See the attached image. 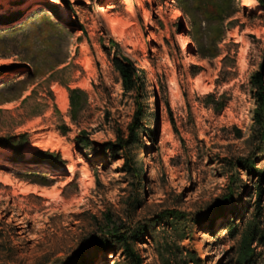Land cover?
Segmentation results:
<instances>
[{"label": "rangeland", "instance_id": "374dc122", "mask_svg": "<svg viewBox=\"0 0 264 264\" xmlns=\"http://www.w3.org/2000/svg\"><path fill=\"white\" fill-rule=\"evenodd\" d=\"M0 1L16 14L0 24V264H129L102 242L141 226L143 264H168L178 246L238 264L242 233L264 229V6L231 0L208 54L217 28L196 0ZM116 52L145 89L124 91ZM74 88L85 95L72 106ZM139 103L137 139L121 147ZM20 134L16 154L5 143ZM37 150L52 155L32 163ZM252 247L264 264V244Z\"/></svg>", "mask_w": 264, "mask_h": 264}, {"label": "trees", "instance_id": "16d2710c", "mask_svg": "<svg viewBox=\"0 0 264 264\" xmlns=\"http://www.w3.org/2000/svg\"><path fill=\"white\" fill-rule=\"evenodd\" d=\"M264 6V0H258ZM213 2V3H212ZM231 0H219V2H215L214 0H196V8L195 12H200L203 15L204 21L208 24V27L213 23L216 25V34L213 37H210L211 50L208 54H214V47L216 45L217 39L221 33V24L224 17L227 15L225 9H229L231 5ZM67 8L70 7L69 2H64ZM47 6H52V4L47 3ZM14 20H16V14L12 15H0V24H10ZM115 47L119 45L115 40L112 41ZM203 45L200 44V47ZM114 63L117 69L121 74L122 79V87L125 92L145 89V85L142 82V77L140 74L139 68L136 66L135 61L129 57L127 54L120 52H116V56L114 58ZM257 109L255 111V121L258 124H263L264 122V81L261 76H258L257 82ZM85 95V92L79 88L70 89V100L72 106H75L76 100L78 96ZM214 94H207L206 98H214ZM214 109H219L223 106L222 103L212 102ZM143 115V105L138 104L137 111L134 116V122L129 125V137L123 139L118 135L120 140L119 145L121 147L126 143L133 142L137 139V130L140 126L141 118ZM63 129H67V126H63ZM26 138L25 134H20L18 138H14L13 140H9V142L5 143V146L12 148L16 154L20 152L22 144L24 143V139ZM81 141L84 144H88L90 142L89 138L83 136L81 137ZM108 145H114V143H108ZM50 155H52L48 151L37 150L33 154L32 163L39 162L42 160H46ZM63 161L60 156H56V159H52V166H57L58 163ZM245 167H248L250 170L254 169V164L250 160H247L244 164ZM262 176V180H264V175L260 172ZM42 183L41 181H39ZM262 194V188L259 186L258 192V203H260ZM258 208H261L260 205ZM178 212H166L159 216L162 218L164 215H170L173 217L174 215H178ZM229 230L231 233L235 232L234 223H230ZM146 233L145 226H141L137 229H127L125 231H120L117 227L110 232V242L103 241L102 248L103 251L112 250V244L114 242L119 243L120 248L122 250L123 255L129 261V264H143L142 255L138 250L135 249V244L139 242H144V235ZM262 243L264 244V229H261L258 225L253 224L242 233L240 248L237 255L238 264H252L255 256V248L252 247L254 243ZM175 254V255H174ZM172 255L170 259L167 260L168 264H203V259L198 256L195 251L185 250L178 246L175 250V253ZM78 264H85L84 261Z\"/></svg>", "mask_w": 264, "mask_h": 264}, {"label": "bare ground", "instance_id": "6f19581e", "mask_svg": "<svg viewBox=\"0 0 264 264\" xmlns=\"http://www.w3.org/2000/svg\"><path fill=\"white\" fill-rule=\"evenodd\" d=\"M53 3H56L57 1L56 0H52ZM0 6H3L5 8H8L9 7V3L8 2H5V1H0ZM112 26L115 28L116 25L114 24V22L112 23ZM167 128V123L165 120H162V131H165ZM33 219V218H32Z\"/></svg>", "mask_w": 264, "mask_h": 264}]
</instances>
